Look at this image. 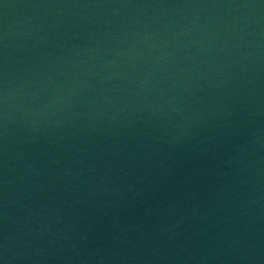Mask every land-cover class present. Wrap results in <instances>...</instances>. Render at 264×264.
I'll return each mask as SVG.
<instances>
[{"label":"water","instance_id":"95a60500","mask_svg":"<svg viewBox=\"0 0 264 264\" xmlns=\"http://www.w3.org/2000/svg\"><path fill=\"white\" fill-rule=\"evenodd\" d=\"M0 264H264V0H0Z\"/></svg>","mask_w":264,"mask_h":264}]
</instances>
